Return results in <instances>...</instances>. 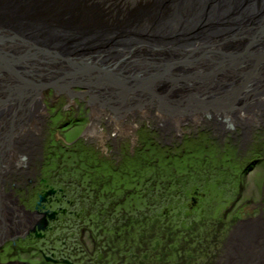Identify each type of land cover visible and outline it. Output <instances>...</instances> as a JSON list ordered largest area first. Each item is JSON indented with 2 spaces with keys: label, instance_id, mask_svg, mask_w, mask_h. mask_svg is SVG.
I'll return each instance as SVG.
<instances>
[{
  "label": "bare ground",
  "instance_id": "6f19581e",
  "mask_svg": "<svg viewBox=\"0 0 264 264\" xmlns=\"http://www.w3.org/2000/svg\"><path fill=\"white\" fill-rule=\"evenodd\" d=\"M30 1H35L36 5L43 1L42 5L38 6L40 11H46L47 8L52 7L50 5L56 3V5L60 4L64 7L63 2L70 3V6L75 2H80L79 0ZM93 1L90 3L92 4ZM120 1L95 0L93 7H96L100 14L94 10L96 15L88 16L107 19L114 15L117 18L115 22L120 25L127 24L124 26L137 29L140 33L141 30L137 26L144 24L145 22L142 21L153 15L152 18L159 19L158 23L154 25V30H150L154 35L150 33L149 35L132 34L131 37L127 38L118 32L114 34L115 27L112 30V24L106 20L103 23L104 36L96 40L93 39L92 42L94 43L91 48L88 45L79 46L75 42L79 37L83 35L82 43L86 44L90 41L86 37H90V33L97 32L92 30L96 28V18L88 21L84 19L75 26H70L62 31L57 26L56 32H53L54 36H49L50 39H46L48 41L46 44L33 42L32 39L29 41L31 43H24L25 46L13 44L14 53L10 52L12 54L7 60L10 62L15 57L29 51H36V49L40 51V49L53 48L48 51L53 53V50H57L56 47L54 48V42L57 39L55 36L58 35L61 37L58 40L64 44L65 49L68 47V52L77 58L66 63L63 68L57 63L56 57L48 59V56L44 55L33 58L30 56V59L17 63L13 69V72L17 73L15 77H19L16 79L18 82H15L14 75L8 73L6 76L7 71L2 70L4 65L0 67V248L8 243L14 244V241L19 244L23 241L26 244L33 241L32 247L25 252L24 257L21 256L24 251H21L17 260L7 264L80 263L79 260L82 257L79 252L81 250L76 249L75 246L77 245L73 244L75 241L74 232L67 238L65 235H63L64 237H55L54 231L52 233L43 231L40 232L42 233L41 237H35L33 230L41 226V222H44L43 218H46L45 215L43 216L44 209L55 214L56 225L68 219L71 223L62 224L65 230L74 229L76 231L78 229L80 231L81 227L87 229L90 228L88 226L90 220H98L102 231L97 232L96 237L100 240V252L104 251L103 256L109 258V260L106 259L109 263H117L116 258L112 259L116 251L121 253L133 251L134 245L123 244L127 241L133 243L137 239H142V242L147 239L145 245L153 243V240L158 243V238L154 235L159 230H163L162 234L170 233L176 236V240H181L185 236L184 233L190 230L191 225L198 218L194 211L199 210V205H197L194 197L197 198V196L202 195L198 193L197 189L188 188L187 185L189 184L187 183L197 179L195 177L198 176L196 171L199 166L203 168L200 170L203 171L205 177L209 181H213L214 184L218 183L216 185L226 182L232 185L235 181L234 177L236 176L238 179V176L243 174L242 172H231L234 168H238L236 163L235 166L229 164L230 166L221 168L223 160L221 163L220 157L228 163L235 162L238 150L232 148L228 154L225 152L227 158L218 144L213 145L215 139L209 135L207 139L204 136H198L195 139L189 136L185 140L182 139L181 142H166L171 135L170 132H173L172 129L176 133L179 126L194 121L199 122L197 125H201V127L212 126L215 137L231 134L232 136H241V142H245V135L249 131V126L253 124L252 129H255L263 124L264 127L262 115L260 118L258 115L248 118L243 111L246 109L253 114L259 110L264 113V102L260 101V95H256V93L264 94V90L261 89L262 92L258 90L264 87V0H131V2L129 1L130 5H124L130 9L124 12H122V7L119 9L123 2ZM22 5L25 6V4ZM9 8L11 15L1 23V31L2 28L3 31L9 28L7 24H10L11 21L16 20L15 22L24 24L18 20V15L14 17V12L18 11V8L11 4ZM52 11L54 10L52 9ZM108 11L109 14H104ZM52 14L55 15V13ZM86 16L87 14L83 13L82 18ZM12 17L14 18L11 19ZM59 18L61 19V17ZM57 19L58 16L49 17V21L45 22L48 25H55L59 23ZM171 22L181 30V33L179 32L180 34L177 35L178 38L181 37V40H177V42L175 40L160 41L163 40L160 37L162 30L164 35H168L169 29H173V27L168 26V24L172 25ZM18 23H14V26H18ZM17 26L15 27L17 28ZM37 27L32 31L40 35L45 34L42 32L47 29L44 28L45 25L37 23ZM18 28L24 30L23 27L18 26ZM176 28L174 29L176 30ZM18 33L17 31L14 33L15 37ZM65 35L67 36L64 38ZM133 39L148 41L153 47L149 51L142 50L143 46H137L144 45L142 43H136L137 47H129L128 45H131ZM3 43L7 44V42ZM34 45L37 47L34 48ZM97 46L100 49L95 48ZM8 48L9 46L0 45L2 52ZM16 49H18L17 52ZM9 50L12 51V49ZM82 53L90 57L88 59L82 58ZM231 55L238 57V59L232 58L231 65L225 64L231 61ZM92 63L98 64L99 69L92 68ZM93 69L97 72H93ZM59 70V75L51 74V71ZM67 70L73 73H65ZM83 70H86L85 73ZM256 70L258 72H255ZM50 77L59 79L58 84L60 86H65L69 82L73 86L78 84V87H70L64 91L61 89L58 92L49 89L48 92H42V94L33 91L30 84L37 81L45 82ZM208 79L215 82L217 86H212L210 82L206 83ZM79 86L82 87L79 88ZM91 88L94 90L89 91ZM79 89L84 91L83 93L88 92L89 95L82 96V93L76 91ZM190 91L193 92L194 96L192 101ZM51 92L53 97L62 96L65 99L64 102L69 103L75 100L79 102L85 97L88 100L90 97H96L95 104L100 107L99 111H103L101 113L108 121L111 118L110 124H108L113 127L111 135L105 139V142L102 141L99 147L93 143H89L88 146L81 142L79 144V140L74 142L80 148L79 151L75 148L77 151L74 150L73 158L79 157L80 162H85L82 165L95 164L89 167V169L91 168L90 175L93 177L91 181L93 183H89V187L81 185L87 173L83 172L86 175L83 176L84 178L81 177V182L76 183L74 182L79 180V176L75 172L73 174V169L69 175H66L64 169L70 164L66 160L59 163L60 160L55 157L60 153L57 150L48 149L39 155H34L32 152L34 143L27 137L34 135L32 133L35 130L32 126L35 120L31 121L30 118L40 103L35 104L41 102L42 99L43 101L47 100ZM217 95L222 98H217ZM159 103H162L163 107H160ZM89 105H92V102ZM125 112L132 114L131 118L137 117V120L141 116L142 118L139 119L142 122L152 115L153 122L156 121V123L161 124L165 121L169 125L168 127L166 125L164 127L159 126L161 129L158 131L160 130L159 132L162 134L150 133L143 126L135 132L137 128L135 122H128V131L125 128L123 130L119 124L130 118L124 117ZM56 113L62 112L56 111ZM194 115L196 116L193 117ZM226 116L227 118H225ZM25 117L27 121L24 126H20ZM92 117H95V112L92 113ZM177 118L184 119L178 123ZM81 121L85 122L86 119ZM96 123L89 126L83 136H94L95 131L98 130L99 132L100 128L97 127L99 123ZM31 127L32 131L30 130ZM120 130L121 132H119ZM47 131H50V128ZM114 133H120L121 135L118 136L125 139H118L116 134L113 135ZM255 134L257 140H261L258 156L264 160V129L256 130ZM130 136L137 139L135 150L127 148L133 142ZM128 138L131 140L129 141ZM199 141L206 146L203 149L212 155L211 157L216 160L215 162L200 164L201 158L198 151L202 144ZM246 142L248 143L247 147H250L248 151L254 150L255 152L258 147L257 141L247 139ZM107 144L109 145L107 146ZM237 144H233V147L240 146ZM49 145L44 144L43 146L49 147ZM66 145H60L58 149L60 151L73 149L71 144ZM101 150L105 151L101 152ZM253 155L248 153V157L244 159L248 162ZM46 158H53L52 162L56 163L57 167L54 169L47 168L51 163H45ZM139 166L143 167V170L139 175H136L135 170ZM79 170L82 171L83 167L79 166ZM184 170L186 172H183ZM132 173L136 176L133 179L129 178ZM186 173L190 174L191 180L185 179ZM111 174L126 176L127 180L123 182L126 183L125 188L123 184L120 185L121 183H114L122 187L119 190L104 186L107 184L102 182V179L110 178ZM218 176H222L221 179H217ZM114 181L113 179L112 182ZM54 183L66 184L63 187L67 194L61 192L60 197L54 194L51 195L52 197L48 196L51 199L56 197V201L59 202L58 205L53 200L52 202L40 203L39 197L46 195L48 190L52 189L55 193L61 190L57 187L54 188ZM263 194L264 191L262 190ZM190 195L192 196L189 201ZM85 196L87 198L82 200ZM201 198L203 199V197ZM245 198L251 199L252 196L248 195ZM261 198L260 201L263 202L264 195ZM84 201V204L79 203ZM96 202L99 204L97 205ZM240 205L231 209V211H235L233 220L239 219L238 207ZM56 206L60 209H57ZM64 210L67 215L61 214V211ZM200 210L204 211L205 208H200ZM205 213L208 212L205 211ZM104 215L106 217H103ZM111 217L112 220H110ZM107 219L109 220L108 223L113 221L110 224L113 228L107 226L104 229V223ZM90 224H93V221ZM211 224H213L214 236L218 235L219 237L220 229L224 226L223 223L217 225L212 220ZM234 224H236L235 228L228 233L226 245H224L225 250L222 249L224 252H221V260L223 257L225 261L218 260V262L221 261L222 264H264V217L257 220L248 218ZM52 225V221H48L47 226L52 228ZM26 227L29 228L26 237L18 239L16 234H23V229ZM111 236L117 243L108 246L112 248L105 251L103 246L108 243V238ZM58 240H60V246H56ZM218 242L219 239H216L215 245ZM221 245H223L222 242ZM100 252L96 250L95 254L90 256V258L93 257L90 260L96 261L100 258L102 256ZM131 261H134L133 264H141L136 257ZM147 262L150 264V260ZM151 262L153 263V260ZM0 264L6 263L0 261Z\"/></svg>",
  "mask_w": 264,
  "mask_h": 264
},
{
  "label": "rangeland",
  "instance_id": "374dc122",
  "mask_svg": "<svg viewBox=\"0 0 264 264\" xmlns=\"http://www.w3.org/2000/svg\"><path fill=\"white\" fill-rule=\"evenodd\" d=\"M79 1H80L79 3L77 2L74 3L77 6V10H72L70 3L63 2L64 10L62 12L65 14L72 13L75 16L76 20L78 19L77 20L78 22H82V20L84 19L85 21H87L88 19L92 20V18H90L88 15H94V10H96V7H93V3L95 2V0L92 2V4L90 3V1L92 0H89V1L79 0ZM129 1L131 2V0H121L120 1L122 2V4L119 6V9H121L122 7V12L130 9L128 6H124L125 4H129ZM113 3L117 4L116 2H113ZM81 7H84V8H81ZM101 9L102 8H100V10ZM141 11L145 12L143 10ZM83 13L87 14V16L84 18H82ZM151 16L149 18L147 17V19H144L142 21V22H145L146 24L144 23V24H140L139 26H137V28L141 30L140 33L137 29L124 26V24L120 25L118 22L113 23V24H116L115 30L113 33L115 34L118 32L121 35L126 36L127 38L131 37L132 34L149 35L150 33L151 35H154L153 33H151L150 30L151 29L152 31L154 30L155 28L154 25L155 23H158L159 19L152 18ZM129 18H130V14H129ZM74 23H76V21ZM164 23L166 24V22ZM151 25H152V28H151ZM169 30L170 31L168 32V35H164L163 30H162L160 37L163 40H160V41L170 42L171 40H175L177 42V40H181V37L180 38L177 37V35L181 33L180 29L176 28V30L175 29H172V30L169 29ZM99 36L102 37L104 36V34L101 33L100 35H98V37ZM136 43L144 44V45H137V46H143L142 50H146V51H149L150 48L153 47V45L148 41L136 40V39H133V42H131V45H128V46L137 47ZM63 45L62 43L60 44L61 47H64ZM179 45L181 46V44ZM60 46L57 49H60L61 48ZM263 88H260L258 90L262 92V90H264ZM79 90H76V91H78V93L83 94L84 91H82L81 89ZM256 95H260V101L264 102V94L256 93ZM50 98H53V99H50ZM217 98L220 99L222 97L220 95H217ZM48 99L47 100L45 99L44 101L42 99L41 103L36 107V110L31 115V118H30L31 121L35 120V123L32 126L34 127V130H35L33 131L32 134H34L35 136L31 135L27 138L31 140L32 143H34L33 151H32L34 155H38L40 147L42 146L43 143L47 145H49V143H52L51 150H57L58 152H60L58 147L60 145L63 146V144L64 145L71 144L70 146L72 147L74 146L73 148L75 149L76 148L75 146L77 143L75 144L74 142L76 140H79L78 141L79 144L81 142L83 145L86 144L88 146L89 143H93L95 145H98L99 147L101 142L102 141L105 142V139L108 138L109 135H111V131L113 127H111V125H108L110 124L111 118H109L110 121H108L107 118L103 116V113H101L103 111L102 110L99 111L100 107H98L97 104L89 105L90 102L86 97L83 98V100L81 99L79 102L75 100L74 102L69 103L67 101L64 102L65 99L62 96L53 97V94L51 92L50 96H48ZM57 104H60V105H57ZM58 110L62 113L60 114L56 113V111L59 112ZM243 111H245V114L247 115L248 118L250 117L252 118L257 115L259 118L261 115L262 117H264V113L260 112L259 110L256 112L252 111L253 114L251 113V111H247L246 109ZM93 112H95V117H92ZM129 114L130 113L127 114L125 112L124 117L126 118L130 117V118L126 122L119 124L120 126L123 127L122 128L123 130L124 128L126 130L128 129L129 127L128 122L130 123L135 122L137 123L136 125L137 128L135 127L136 128L135 132L139 129V127L143 126L145 127L146 130H148V132L159 134L161 133L159 132L160 130L158 131V129H161V127L159 126L164 127L166 125V127H168L169 125L168 122H165V121L161 122V124L156 123V121L153 122L154 119L152 118V115H150L147 119H145L142 122L139 119V118H142L141 116H139L137 120V117L131 118L132 114L130 115ZM195 116L196 115H194L193 117ZM225 118H227V116ZM83 119L84 120L86 119V121L85 122L81 121ZM182 119L184 118H181V120L177 118L178 123H180ZM96 121L98 122L96 123ZM95 123L96 124L99 123L97 125V127L100 128L99 132L98 130L95 131L94 136H90V135L83 136L85 130L88 129L89 126ZM197 123L199 122L193 121V122H189L185 124L184 126L178 125L179 130L176 131V133H174V129H172L173 132H170L171 135L168 138L166 137L167 138L166 142L168 141L181 142L182 139L185 140V138H188L189 136L193 137L192 139H195L198 136H201V137L204 136L207 139L209 135V137L215 139V143H213V145L218 144V147L220 146V148H222L221 150L224 152L227 158H228L227 154L230 149L233 148L239 151L236 155L237 158L235 162L233 161L232 163H228V161H224V158H221V157H220V162L221 160H223L222 161L223 164L221 165V168H224V166L226 167L229 164L230 165L232 164L233 166H235L234 165L235 163L238 164L237 165L238 168H234L235 171L233 170L231 172L232 173L242 172L243 175L238 176V179L235 176L234 177L235 181L232 185L228 184V182L220 183L221 185H216L218 183L214 184L213 181L211 182L207 179V177H205V174L203 173V171H201L203 168L199 166L198 170L196 171L198 176L195 177L199 181L197 179H194L192 180L191 183L190 182L187 183L189 184L187 185L188 188H193V189L195 188L197 189L198 193L202 195V196H197V198L194 197V200L197 202V205H199V210L197 209L196 211H194L196 212L197 214L196 216L198 218L195 219L194 223L191 225L190 230L184 233L185 236L181 240L180 239L176 240L175 235L170 234V233L165 235V234H162L163 230H159V231H156L154 235L158 238L157 239L159 241L158 243L153 239L151 240H153L154 242L149 245H145V243H147L148 241L147 239H144L143 242H142V239H137L133 243H131V241H127L128 243L125 242L123 244L124 245L126 244L134 245L132 247L134 248L133 251H131V253H121L120 251H116L113 254L112 259L116 258L117 263L111 262V264H133V262L136 260L134 261H131V260L135 259V257L138 258L141 264H149V262H147L148 260H150V264H222L221 261L224 262L225 260L223 259V257L221 260V252H224L222 251V249L225 250L224 245H226L225 242L228 238V233L231 232L236 226V224L234 223H236L237 221L240 222L241 220H246L248 218H254V220H257L258 218L264 217V201L263 202L260 201L262 200L261 196L264 195V194L262 195V190L264 191V160H262V158H260V156L258 155H253L252 158L249 159L250 161L248 162L246 159H244L245 157H248V153L252 154L254 152V150L248 151V148L250 147H247L248 146V143L246 142L247 139H253L257 141L256 143L258 147H260L261 140L260 141L257 140L256 138L257 135L255 134V132L256 130L261 131L262 129H264L263 124L257 126V128H255L256 130L252 129V127L254 126L253 124L249 126L248 127L249 131L246 132V135H245L246 140L245 142H241V136H232L231 134H226L227 136L225 135V136L215 137V134H213L214 128L212 126L205 125L201 127V125H197ZM32 127L30 129L31 131H32ZM49 128H50V131H47V129ZM119 132H121V130ZM115 134L116 133H114L113 135ZM116 135L118 139H125L124 137L118 136V135H121L120 133H117ZM235 135H240V134H235ZM134 136H132V138L130 136V138L133 139V142L130 143L129 144L130 146H128L127 148H130V149L133 148L135 150V148L137 147V139ZM127 137H129V135H127ZM131 139L128 138L129 141ZM231 142H232V145H231ZM199 143L202 144V146L199 147V151H198L199 153L198 155L201 158L200 164H204L205 162L209 163L212 161L215 162L216 160H214L211 157L212 155L209 154L208 151L203 149L206 146L203 143H201V141H199ZM235 143H238L237 145H240V146H236V147L234 146L235 147L234 148L233 144ZM108 145L109 144H107V146ZM104 151L105 150H101V152H104ZM30 156H33V155L30 154ZM68 157L70 159L71 156L68 155L66 157L67 160H68ZM142 170H143V167L139 166V168L135 170L136 175L137 174L139 175V173H141ZM83 172L87 173L88 177L91 176V175L90 176L88 175L90 174V170H86L83 168L81 173ZM183 172H186V171L184 170ZM185 175H186L184 176L185 179L188 178L189 180H191L190 174L186 173ZM135 177H136L135 174H133L132 176L130 175L129 178L133 179ZM221 177L218 176L216 178L221 179ZM240 182H241V185L239 186ZM58 194L59 193L56 192L54 195L56 196ZM248 195L252 196V198L251 199L245 198ZM191 196L192 195L189 196V199H188L189 201H190ZM201 197H203V199ZM52 200L56 201L57 199L55 197ZM58 203L59 202L57 201L55 202L56 205H58ZM239 204H241L240 207H238L240 211L239 213L240 215H238L239 219L236 221L235 219L233 220L235 216L234 214L235 211L234 210L231 211V209L238 206ZM200 208H205V210L204 211L200 210ZM210 210H213V211H210ZM205 211H207L208 213H205ZM227 211H229V213H227ZM212 220L216 222L217 225L218 223L219 224L223 223L224 225L223 228L220 229L219 237L218 235L215 237L213 234L214 230H213V224H211ZM111 223H113V221L109 222V225H108L109 228L111 227L113 228V226H110ZM106 227L107 225L104 226V229ZM60 230L66 237H68V235L74 232L75 236L74 235L73 236L75 238L74 243H76L77 245L76 249L78 248V250H81L79 254L81 255L82 259L79 260L80 262L79 264H109L107 263L106 258H104L103 256L104 251L102 250L100 252V248H99L100 240H98L96 237V233L99 231H102L100 226L93 225L87 229L84 227H81L80 231L78 229H76V231H74V229L67 231L64 228ZM216 239H219V242L217 245H215ZM221 242L223 245L220 246ZM32 243L33 241L31 243L29 242L28 244H26L25 242L20 243V244L15 243V246L10 245V243L6 244L3 248H0V261L6 264L12 261H15L18 259V257H20L18 256V254L21 255V251H24V254L21 255L24 257L25 252L30 250V248L32 247L33 245ZM110 243L111 245H115L117 242L114 243L113 237H112V239L110 240ZM108 246L109 245L105 244V246H103V249L106 251L107 249L109 250V248H112ZM96 250L102 254V256L99 258L100 260L97 259L98 262L97 260L95 261L94 259L93 261L90 260L91 258H93V257L90 258V256L92 254H95L94 252ZM151 260H153V263L151 262ZM218 260H221V261L218 262Z\"/></svg>",
  "mask_w": 264,
  "mask_h": 264
},
{
  "label": "water",
  "instance_id": "95a60500",
  "mask_svg": "<svg viewBox=\"0 0 264 264\" xmlns=\"http://www.w3.org/2000/svg\"><path fill=\"white\" fill-rule=\"evenodd\" d=\"M42 2L43 1H41V3L40 4H37L36 5V2L35 1H30V0H0V26H1V23H3L4 22V20L5 19H8L9 17H10V15H11V11H10V8H9V6H10V4L11 5H13V7H16V8H18V11L16 10V12H14L15 14H14V17L16 16V15H18L17 17H18V20H20V21H22V22H24V24H19L18 22H15V21H11V23L9 24H7V26L9 25V28H6V29H4V31H3V28H2V31H1V29H0V45H3V46H9V48L8 49H5L3 52H2V50H0L1 52H0V67H1V65H4V67H3V71L5 70V71H7V75L6 76H8V73H11V75L13 74L14 75V77L16 76V74L17 73H15V72H13V69L15 68V66H16V64L17 63H20V62H22V61H25V60H27V59H30L29 57L31 56V58H33V57H35V56H38V55H44V56H48V59L49 58H54V57H56L57 59H58V64H60V65H62L61 67L63 68V66L66 64V63H70V62H72V60L74 59V58H76V57H74L73 55H71L69 52H68V50H69V48L67 47L66 49H65V47H61L60 46V44L62 43L61 41H59L58 40V38H61V37H58V35L57 36H55V42H54V48L56 47V48H58L59 46L61 47L60 49H57V50H53V53H51V52H48L49 50H52V49H40V51H37L38 49H36V51H29V52H27V53H25V54H23V55H19V56H17V57H15L14 58V60H12V61H10V62H7V60L10 58V56H11V54L12 53H10V52H13L14 53V47H13V44H17V45H22V46H25V44L24 43H31V42H29V41H31L30 39H32L33 40V42H41V44H42V42H44L45 44L48 42L46 39H50V37L49 36H54L53 35V32H56V27L58 26L59 28H60V31H62V30H64V29H67V28H69L70 26H75L76 24H78L79 22L76 20V18H75V16L72 14V13H70V15L69 14H65V13H63L62 11L64 10V7H62L60 4H58V5H50V9H48L47 8V10L46 11H40L39 9H40V7L38 8V6H41L42 5ZM22 4H25V6L24 5H22ZM46 5V4H45ZM48 5V4H47ZM59 6V7H58ZM24 7V8H23ZM58 7V8H57ZM71 9L72 10H77V6H76V4H74L73 3V5H71ZM66 8V7H65ZM23 9V10H22ZM45 9V8H44ZM43 9V10H44ZM52 9L54 10V11H52ZM103 10V9H102ZM102 12V11H101ZM52 13H55V15H53ZM96 12H94V15H96L95 14ZM113 13V12H112ZM97 14H100V13H97ZM104 14H109V11L107 12V13H104ZM53 15V16H52ZM20 16V17H19ZM56 16H58V21H59V23H56L55 25H48L46 22L47 21H49L48 19H49V17H56ZM14 17H12L11 19H13ZM59 17H61V19L59 18ZM96 17H93L92 18V20H94ZM16 19V18H15ZM103 19H104V21H103ZM117 18H116V16H112V17H110V18H101V17H99L98 18V16H97V18H96V20H97V24H96V28H93L92 30H95V32L96 33H90L89 35H90V37H86V38H88L87 40H90V41H88L86 44L85 43H82V40H83V35L81 36V37H79V39L77 40V41H75V42H77V45H79V46H84L85 47V45H88V47H92V45H93V43L94 42H92V40L93 39H99L100 38V36L98 37V34H101V33H104V31H105V28H103V26H104V24L103 23H105L106 22V20H108L109 21V24H112V30H114V27H115V25L116 24H113V23H115V20H116ZM88 20H90V19H88ZM87 20V21H88ZM46 21V22H45ZM76 21V23H74ZM14 23H18V26H20V27H23L24 28V30H22V28H21V30H19V28H18V26L17 25H15V26H17V28L14 26ZM37 23H40V24H43V26L45 25L46 27H44V28H47V29H44L42 32H45V34H39V33H37V32H35V31H32V29H34V28H36L37 27ZM73 23V24H72ZM173 22H171V24H172ZM124 25H127V24H124ZM168 26L169 27H173V29L174 28H176V27H178V26H176V25H170V24H168ZM37 28H40V27H37ZM30 29V30H29ZM19 32L18 34H16V37H15V32ZM58 31V30H57ZM59 32V31H58ZM61 33V32H60ZM59 33V34H60ZM49 34V35H48ZM62 35V34H61ZM63 36V35H62ZM67 35H65L64 36V38L66 37ZM70 38V37H69ZM73 39V38H72ZM111 40H112V37L110 38ZM27 40H28V42H27ZM63 41H66V40H63ZM3 42H7V44L6 43H3ZM78 42H79V44H78ZM97 42V41H96ZM104 43H105V41H104ZM122 43H123V41H122ZM82 44V45H81ZM96 44V43H95ZM62 45H63V43H62ZM37 46H35L34 45V48H36ZM52 47H53V44H52ZM45 48H47V47H45ZM95 48H97V49H100V48H98V46L97 47H95ZM152 48V47H151ZM9 49H12V51L11 50H9ZM80 49H82V48H80ZM86 50V49H85ZM110 50V49H109ZM18 51V49H16V52ZM84 52V51H83ZM103 53V52H102ZM7 54V55H6ZM8 54H10V55H8ZM17 54H19V53H17ZM16 54V55H17ZM83 55V56H82ZM82 58H85V59H88L90 56L89 55H86L85 53H82ZM92 55V54H91ZM109 55V54H108ZM233 55H231V57H230V59H231V61L230 62H226L225 64H228V65H231V63L233 62V59L234 60H237L238 59V57H232ZM51 58V59H52ZM233 58V59H232ZM77 59V58H76ZM65 61V62H64ZM4 63V64H3ZM100 64V63H99ZM91 67L92 68H98L99 69V66H98V64H96V63H92L91 64ZM101 70V69H100ZM85 71L86 70H83V72L85 73ZM97 72V70H95V69H93V72ZM52 73V75L53 74H58L59 75V73H60V70L59 71H51ZM68 72H70V73H68ZM255 72H258V70H256ZM65 73H68V74H72L73 72H71V71H68L67 70V72L65 71ZM64 73V74H65ZM10 75V76H11ZM12 77V76H11ZM18 77V76H17ZM17 77H15V82H18V80H16L17 79ZM19 78V77H18ZM207 81V82H206ZM205 82L206 83H209L210 82V84H212V86L214 85V86H217L216 84H215V82H213V81H209V79L208 80H206ZM58 82H59V79H53V78H49L47 81H45V82H33L32 84H30L31 85V87L33 88V91H35V93L36 92H40L41 94H42V92H47L49 89H52V90H56L57 92L59 91V90H61V89H63V91L64 90H66V89H69L70 87H78V84H75L74 86L72 85V84H70L69 82L68 83H66V85L64 86V85H59L58 84ZM62 82V81H61ZM254 82H256V81H254ZM179 82L177 81V84H178ZM15 85H16V83H15ZM14 85V86H15ZM177 86V85H176ZM212 86H210L211 88H213ZM82 86H79V88H81ZM141 87V86H140ZM209 87V88H210ZM142 88V87H141ZM138 89H140L139 87H138ZM145 89H147V88H145ZM94 90V88H91V89H89V91H93ZM149 90V89H148ZM187 93V92H186ZM190 93V96H191V101L192 100H194V96H193V92L192 91H190L189 92ZM73 94V93H72ZM95 94V93H94ZM84 95H89L88 94V92H85V93H83V95L82 96H84ZM73 96H75L74 94H73ZM35 97V96H34ZM76 97H77V94H76ZM162 99L164 98V97H161ZM1 101V100H0ZM89 101L90 102H94L95 103V101H97V98L96 97H90V99H89ZM162 102H167V101H162ZM39 103H41V102H38V103H36L35 105H38ZM97 103H100V102H97ZM101 104V103H100ZM159 106L160 107H163V105H162V103H159ZM167 111H169V110H167ZM166 111V112H167ZM27 121V119H26V117H25V120L24 121H22L21 123H20V126H24V123ZM2 143H4V142H2ZM1 150V149H0ZM1 154V153H0ZM53 194H55V192H54V190H48V192H46V195H44V196H40L39 197V199L41 200L40 201V203H42V202H45V201H47V199H49L48 198V196H51V195H53ZM46 216V218H43L44 219V222H41L42 224H41V226H38L36 229H34L33 230V233H35L34 235H35V237H41V234L42 233H40V232H45L46 230H47V228H48V226H47V224H48V221H54V216H55V214L53 213V212H51V213H49L48 211H44L43 212V216ZM28 229L29 228H25V229H23V234L21 233H19V234H16L17 236H18V239L21 237L22 239L23 238H25L26 237V233H27V231H28ZM31 230V229H30ZM32 232V231H31ZM40 235V236H39ZM17 240V239H16ZM15 242V241H14ZM1 245V244H0Z\"/></svg>",
  "mask_w": 264,
  "mask_h": 264
},
{
  "label": "trees",
  "instance_id": "16d2710c",
  "mask_svg": "<svg viewBox=\"0 0 264 264\" xmlns=\"http://www.w3.org/2000/svg\"><path fill=\"white\" fill-rule=\"evenodd\" d=\"M74 147V146H73ZM76 147V149L79 151V148L80 147H77V146H75ZM76 149H70V150H65V151H60V153L59 154H57L55 157L57 158V160L59 159L60 161H59V163H62V160H66L67 161V163L68 164H75L76 166H77V168H72L73 170H74V172H76L77 173V171H75V170H79V166L80 167H83L84 169H86V170H90L89 169V167L90 166H93L94 165V163H91L90 164V166H86V165H82V164H84L85 162L84 161H81L80 162V160H79V157H75V158H73V156L75 155L74 154V150L75 151H77ZM45 151H48L47 150V147H44V151L43 152H45ZM44 155H48V154H44ZM68 155H70L71 157H70V159H66V157L68 156ZM49 156V155H48ZM47 160V161H46ZM46 160H45V163H51V165L49 166V167H47V168H50V169H54V167H53V165H56V163H53L52 162V160H53V158L52 159H47L46 158ZM91 161V160H90ZM58 163V162H57ZM43 168H45V167H43ZM64 171H67V172H70V170L69 169H67V168H65L64 169ZM80 171V170H79ZM78 171V172H79ZM91 171V170H90ZM80 173V176H79V180L78 181H75L74 183H76V182H81L82 181V178L81 177H83V176H85L86 174L85 173H81V171L79 172ZM134 173H132V175H133ZM89 176H90V174H88ZM75 176V175H74ZM112 176V177H111ZM111 176H110V178H106L105 180H103L102 179V182H104V183H106L107 185H104V186H108V187H110L111 189H117V190H119V189H121L122 187L120 186V185H122L123 184V187L125 188V186H126V183H123L124 182V180H127L126 178V176H124V175H122V174H120V175H112L111 174ZM92 175L90 176V177H88L87 175L85 176V179H84V181L82 182V184L81 185H83V187H87L88 186V184L89 183H93V182H91L92 181ZM84 178V177H83ZM115 180L114 182H112V180ZM47 182V181H46ZM114 183H121L120 185H117V184H114ZM66 185V184H65ZM65 185H59V184H57V183H54V185H53V187H57V188H60L61 189V192H63V194H67V192L66 191H64V187L63 186H65ZM89 187V186H88ZM39 188H40V186H39ZM61 192L58 194V197H60V195H61ZM114 197V196H113ZM87 198V196H85L82 200H84V199H86ZM126 199H129V198H126ZM108 201V200H107ZM72 202H73V200H72ZM79 203H85V201L84 202H79ZM107 203V202H106ZM83 204H81V205H83ZM96 204L98 205L99 204V202H96ZM82 212H83V209H82ZM82 212L80 213L81 215H82ZM103 217H106L105 215L103 216ZM110 220H112V217L110 218ZM91 221H93V224H90L91 223ZM108 219L105 221V225H109V223H108ZM99 221L98 220H90V222L88 223V226L90 227V226H93V225H98L99 223H98ZM68 231V230H67ZM112 238L111 237H109L108 238V243H107V245H111V243H110V240H111ZM113 242L115 243L116 241L113 239ZM126 256V255H125ZM106 259H107V257H106ZM108 260H109V258H108ZM107 263H109V262H107ZM109 264H111V262L109 263Z\"/></svg>",
  "mask_w": 264,
  "mask_h": 264
}]
</instances>
